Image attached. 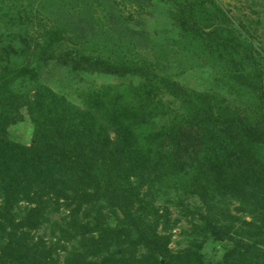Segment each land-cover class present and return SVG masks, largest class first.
<instances>
[{
	"label": "trees",
	"instance_id": "16d2710c",
	"mask_svg": "<svg viewBox=\"0 0 264 264\" xmlns=\"http://www.w3.org/2000/svg\"><path fill=\"white\" fill-rule=\"evenodd\" d=\"M205 3L189 0L186 8L179 5L184 34L204 48L217 50L228 63L239 65L235 70L228 68L226 74L230 84L254 100L251 116L241 115L217 96L189 94L168 80L152 81L150 77L128 90H90L86 109L81 110L39 84L40 70L36 66L55 60V54L60 64L72 60L74 66L86 54L69 52V46L63 50L65 38L59 28L44 27L32 35L28 30L32 22L21 3L2 8L0 15H5L6 21L23 25L28 31L27 35L15 34L13 45L8 44L11 35L0 34V212L10 215L0 217V264H60L54 253L58 249L66 251L71 240L76 241V249L68 251L62 264H196L197 251L189 247L172 253L169 239L157 234V222L150 220L155 210L150 203L152 193L164 170L167 178L178 170L195 191H210L214 198H241L252 210L253 221L246 223L248 239H264V72L257 70L262 69L264 60L254 48L243 47L235 30L216 26L207 31L205 27L209 26L203 22H210L212 13ZM216 10L223 13L216 7L214 14ZM244 51L246 55L249 52L251 64L247 66L240 53ZM85 62L109 73L113 69L122 72L124 65L92 56ZM128 68L131 74L142 72L137 64ZM24 81L37 82L35 92L18 86ZM161 88L182 99L191 117L189 124L195 129L192 134L185 135L184 122H176L162 136L146 130L157 115L154 96ZM23 109L34 123L30 146L8 137V128L24 118ZM110 131L116 132V141L110 138ZM144 137L154 144L153 148L140 143ZM168 139L173 140V156L158 155L157 150L167 146ZM184 140L187 145L182 146ZM173 159L178 164L165 168L163 163ZM143 181L149 187L146 193H142ZM20 200L37 206L28 207L20 220L13 219L12 210ZM49 204L56 209L63 205L71 212L73 232H61L66 247L47 246L43 239L35 242L31 235L43 221H50L44 213ZM108 207L123 211L129 230L120 232L105 224L103 211ZM81 214L83 221L78 220ZM221 218L226 221L210 215L205 229L218 239L243 244L228 236L225 224L217 226ZM115 243L124 247L118 252L119 259H97ZM140 246L146 254L138 255Z\"/></svg>",
	"mask_w": 264,
	"mask_h": 264
},
{
	"label": "rangeland",
	"instance_id": "374dc122",
	"mask_svg": "<svg viewBox=\"0 0 264 264\" xmlns=\"http://www.w3.org/2000/svg\"><path fill=\"white\" fill-rule=\"evenodd\" d=\"M175 1L176 3L167 0H0V11L2 8H8L10 4L21 3L27 9L25 12L30 23L32 22V25L27 23L32 27L28 29L32 35L36 36V30L38 32L44 27L59 28L65 38L63 50L69 46V52L86 54L80 59L79 64L74 66L72 60L60 64L58 54H55L57 58L48 64L36 66L40 70L39 84H45L59 98H64L66 103L81 110L86 109L87 93L90 90L97 91L102 88L128 90L138 87L150 77L152 81L157 78L168 80L189 94H204L215 98L217 96L241 115H253L254 100L240 92L235 84H230L226 74L228 68L235 70L239 65L228 63L220 57L217 50H209L208 47L204 48L189 40L179 21L181 17L179 7L182 5L185 7L184 4L189 0ZM205 2L206 8L210 10L208 13H212L209 17L211 21L203 22L209 26L205 27L207 31L216 26H226L235 30V35L243 47L254 48L264 60V0H205ZM212 4L215 6L214 9ZM216 7L223 12L222 15L217 10L215 14L213 13ZM28 30L23 25L6 21V16L0 15V34L11 35L9 45L16 43L13 37L15 34L25 35ZM240 53L245 59L244 66L251 64L249 52L247 55L245 51ZM89 56L114 62L113 64H124L123 71L113 69L109 73L97 70L96 66L92 67L85 62ZM240 59V55L237 54L236 60ZM131 64H137L142 72L128 73L127 66L130 69ZM260 65L263 69L264 61ZM262 69L257 67V70L264 72ZM35 83L37 82L24 81L18 86L35 92L33 91ZM262 83L264 90V80ZM154 97L158 103V111L151 119L150 127H145L146 130L158 132L162 136L176 122H184L182 127L186 131L185 135L192 134L195 129L189 124L188 120L191 117L182 99L165 88L159 89ZM21 112L24 118L8 128V137L13 142L30 146L34 138V123L25 109ZM194 133L196 134V131ZM145 134L148 135L147 132ZM110 138L116 141V132L110 131ZM160 140L162 137L158 141ZM172 141L168 139L167 146L160 147L157 154L173 156ZM182 142V146L187 145L185 140ZM140 143L147 148L154 147L146 137L142 138ZM175 163L178 164L173 159L163 165L167 168ZM190 163L189 161L187 164ZM188 170L193 173L192 169ZM164 171L159 174L156 188L152 193L153 199L150 203L155 206V210L150 220L157 222L155 232L169 239L168 249L172 253L178 254L191 247L198 253L196 264H264V239H248L246 223L252 222L253 217L252 210L248 208L246 202L241 198L235 199L233 195H227L222 199L214 198L210 191L209 193H202L200 189L195 191L178 170L176 173L173 172L170 178L165 176ZM141 188L142 193L149 190L145 181ZM61 202L63 204V201ZM32 206L20 200L12 210L11 217L20 220L27 213L26 209ZM45 211L50 221H43V225L31 235L35 242L43 239L47 246L59 248L66 244L63 241L62 230L68 229L69 232H73L70 224L71 212L63 205L56 209V206L50 204L45 207L44 213ZM103 212L107 226L120 229V232L129 228V224L124 221L123 211L108 207ZM214 214L226 220L218 219L217 226L225 224L228 236L231 235V238L240 240L239 242L243 244H234L227 238L218 239L205 229V221ZM7 215H9L7 212L5 214L0 212V217ZM82 217L81 214L78 220L83 221ZM223 236L225 237L226 233ZM137 239L140 241V237ZM115 244L109 251L100 252L97 259L104 257H110L111 260L119 259L118 252L124 247L120 248ZM76 246V241L71 240L67 247L65 245L67 250L58 249L54 257L59 258L62 264L68 251L75 250ZM139 248L141 252L138 255L146 254L143 246Z\"/></svg>",
	"mask_w": 264,
	"mask_h": 264
}]
</instances>
